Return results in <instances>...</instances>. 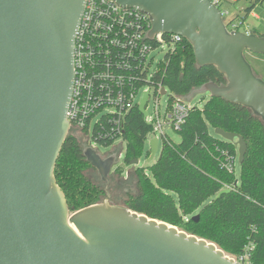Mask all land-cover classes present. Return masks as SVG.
<instances>
[{"label":"water","instance_id":"1","mask_svg":"<svg viewBox=\"0 0 264 264\" xmlns=\"http://www.w3.org/2000/svg\"><path fill=\"white\" fill-rule=\"evenodd\" d=\"M111 1L149 17L148 39L178 34L190 44L196 66H213L223 75L224 81H207L188 99L209 93L248 108L264 123V79L244 54L264 55V31L228 30L212 0ZM84 3L0 0V264H241L212 241L110 204L117 155L89 144L82 154L104 183L105 197L70 212L54 167L70 129L73 41ZM147 98L143 92L138 104L143 119ZM214 133L234 143L242 163L244 139L221 128ZM157 146L152 138L149 160Z\"/></svg>","mask_w":264,"mask_h":264},{"label":"trees","instance_id":"2","mask_svg":"<svg viewBox=\"0 0 264 264\" xmlns=\"http://www.w3.org/2000/svg\"><path fill=\"white\" fill-rule=\"evenodd\" d=\"M221 3L219 0L217 6ZM257 4L264 8V0H251L242 15L245 21ZM252 33L261 32L254 29ZM154 80L183 100L203 83H220L224 77L213 66H196L192 48L182 38L156 70ZM210 128L236 133L246 142L237 185L234 171L223 165L226 155L235 157L236 146L214 137ZM151 130L134 106L124 122L123 160L127 164L139 160ZM178 133L179 143L164 139L158 158L147 168L132 166L125 175L120 168L114 170L122 194H111L109 203L212 241L234 258L249 244V264H264V123L246 107L209 97L201 107L188 109ZM82 148L70 129L54 167L70 212L105 197L104 183L88 174L96 170L84 158ZM149 154L147 151L146 157ZM113 179L110 177V191ZM226 188L228 192L216 197ZM195 214L197 219H193Z\"/></svg>","mask_w":264,"mask_h":264},{"label":"built area","instance_id":"3","mask_svg":"<svg viewBox=\"0 0 264 264\" xmlns=\"http://www.w3.org/2000/svg\"><path fill=\"white\" fill-rule=\"evenodd\" d=\"M212 1L216 5L219 2ZM220 10L224 22L223 16L227 11ZM224 24L230 31L251 33L242 16L233 17ZM150 26L149 17L136 8L120 7L111 0H85L73 41L74 75L66 119L70 129L87 144L90 140L101 144L116 139L124 141L125 117L134 106L138 107L136 98L139 95L141 98L143 92H148L145 111L151 93L155 99L153 115L146 111L144 119L151 124V131L157 133L154 138L158 140L159 134L163 140L167 139L162 132L166 125L179 131L191 107L187 104L189 99L172 96L163 117L160 116L157 108L159 96L163 89L164 93L166 91L161 83L154 82V76L162 62L151 70V53L161 42L173 43L170 51L173 52L182 37L158 33L153 39H148ZM116 155L119 159L121 152L117 151ZM234 161L235 157L226 155L223 165L234 171ZM251 248L247 244L235 260L249 264Z\"/></svg>","mask_w":264,"mask_h":264},{"label":"rangeland","instance_id":"4","mask_svg":"<svg viewBox=\"0 0 264 264\" xmlns=\"http://www.w3.org/2000/svg\"><path fill=\"white\" fill-rule=\"evenodd\" d=\"M220 1L222 2L220 5V8L222 10L227 11V14H224V16H223L224 22H227L228 20L235 17L236 15H238V16L244 15L245 8L251 4V0H220ZM254 15H258V17H254ZM246 21H247V24L249 26V31L251 33L254 32V29L257 30L258 32H263L264 31V8H263V6H261L259 4L254 6L251 14L248 15ZM173 47H174L173 43H168V42H161L156 46V48L151 53V57L153 58L151 70L155 69V67L157 66L158 63L165 61V58L168 56V54L173 49ZM244 54H245L248 62L251 64L254 73L264 79V55L255 54V53H252L249 51H245ZM165 91L166 92L164 94H161L159 96V101H158V105H157L158 112H159L161 117H163L165 111L167 110V106L171 101V97L173 96V94L171 93V91L168 88L165 87ZM209 97H210L209 93H196L189 98V100L187 101V104L190 106L201 107L203 105V103ZM139 99H140V95L136 98V103L139 102ZM154 106H155V99L151 93V96L148 99V103H147V107H146V111L148 112L149 115H153ZM71 130H72V133L78 138V141L82 147L88 145L85 142V140H83V138L80 137V135L75 133L76 131H74L73 129H71ZM209 131L214 137L219 138V139H223L221 136L214 133V129L210 128ZM162 132L173 143H179V141H180L179 133L176 130L172 129L170 126H168V125L164 126L162 128ZM156 134L157 133H153L152 131H150L147 134L143 152L139 158L138 164L135 166L147 168L148 166L153 164L156 161V159L158 158L160 151H161L162 142H163V137H161L159 134H158V136H159L158 146H157V150L155 152L154 157L151 160L148 159L149 155L146 157V152L149 151V141L152 138H154L156 136ZM89 144L92 145L94 148H96V150L102 154H105L108 152L117 153V151L121 152V155H119V159H117V162L112 167L111 173L109 175V178L110 177L114 178L113 184H112V189H111V191L109 190V192H110V195L114 194V193L122 194V190H120V188L117 186V183H115L118 181L116 179L118 176L113 174V172L116 168H120L123 170V174L125 175V173L127 174V172L130 169H132V165L127 164L123 160V157L125 154V142L121 141L120 139H116L115 141L111 142L110 144L104 145V144L97 143V142L90 140ZM235 153L236 154H235V161H234V174H235L236 180H238L240 167H239V163L237 160V147H235ZM88 174L93 178L98 177V179H99V176H98L96 171L89 170ZM109 188H110V185H109Z\"/></svg>","mask_w":264,"mask_h":264},{"label":"flooded vegetation","instance_id":"5","mask_svg":"<svg viewBox=\"0 0 264 264\" xmlns=\"http://www.w3.org/2000/svg\"><path fill=\"white\" fill-rule=\"evenodd\" d=\"M112 153H115V152H108V153H105V154H103V155H110V154H112Z\"/></svg>","mask_w":264,"mask_h":264},{"label":"crops","instance_id":"6","mask_svg":"<svg viewBox=\"0 0 264 264\" xmlns=\"http://www.w3.org/2000/svg\"><path fill=\"white\" fill-rule=\"evenodd\" d=\"M251 14V13H250ZM253 14V13H252ZM258 17V15H256Z\"/></svg>","mask_w":264,"mask_h":264}]
</instances>
